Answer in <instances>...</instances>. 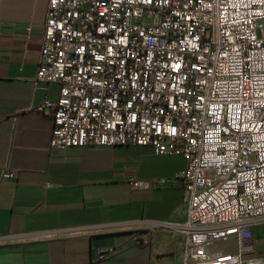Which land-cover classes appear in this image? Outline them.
<instances>
[{
    "label": "built area",
    "instance_id": "built-area-1",
    "mask_svg": "<svg viewBox=\"0 0 264 264\" xmlns=\"http://www.w3.org/2000/svg\"><path fill=\"white\" fill-rule=\"evenodd\" d=\"M35 81L60 87L40 106L52 149L187 160L184 220L153 222L183 236L182 264H264V0H47Z\"/></svg>",
    "mask_w": 264,
    "mask_h": 264
},
{
    "label": "crops",
    "instance_id": "crops-1",
    "mask_svg": "<svg viewBox=\"0 0 264 264\" xmlns=\"http://www.w3.org/2000/svg\"><path fill=\"white\" fill-rule=\"evenodd\" d=\"M46 17L47 0H0V235L16 234L0 264H181L183 236L153 222L185 218L182 155L51 148L40 106L60 87L35 81Z\"/></svg>",
    "mask_w": 264,
    "mask_h": 264
},
{
    "label": "rangeland",
    "instance_id": "rangeland-1",
    "mask_svg": "<svg viewBox=\"0 0 264 264\" xmlns=\"http://www.w3.org/2000/svg\"><path fill=\"white\" fill-rule=\"evenodd\" d=\"M252 159H254V157L252 156ZM259 232L260 234L264 233V225H262L260 228L256 229V233ZM225 248H229V252H234L237 249V242L234 241L233 239H229L227 241H223L222 243H220V245H215L214 249H225ZM227 250V249H225ZM182 264V262H181Z\"/></svg>",
    "mask_w": 264,
    "mask_h": 264
},
{
    "label": "snow or ice",
    "instance_id": "snow-or-ice-1",
    "mask_svg": "<svg viewBox=\"0 0 264 264\" xmlns=\"http://www.w3.org/2000/svg\"><path fill=\"white\" fill-rule=\"evenodd\" d=\"M176 67H177V68H179V67H180V65H179V64H177V65H176ZM133 119H135V117H133ZM172 131L174 132V131H175V129H172Z\"/></svg>",
    "mask_w": 264,
    "mask_h": 264
}]
</instances>
